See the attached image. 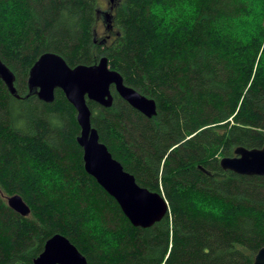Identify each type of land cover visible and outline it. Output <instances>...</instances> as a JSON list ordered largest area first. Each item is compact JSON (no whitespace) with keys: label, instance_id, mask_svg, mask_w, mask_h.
Segmentation results:
<instances>
[{"label":"trees","instance_id":"obj_1","mask_svg":"<svg viewBox=\"0 0 264 264\" xmlns=\"http://www.w3.org/2000/svg\"><path fill=\"white\" fill-rule=\"evenodd\" d=\"M100 2L0 0V59L16 89L0 79V264H33L56 233L87 264H253L264 246V176L219 161L264 145V9L252 0H115L99 38ZM44 52L71 67L106 56L155 100L151 117L113 86L109 107L87 103L113 157L166 199L160 221L132 225L85 171L76 110L59 88L52 102L29 93ZM12 194L28 215L8 206Z\"/></svg>","mask_w":264,"mask_h":264},{"label":"water","instance_id":"obj_2","mask_svg":"<svg viewBox=\"0 0 264 264\" xmlns=\"http://www.w3.org/2000/svg\"><path fill=\"white\" fill-rule=\"evenodd\" d=\"M106 0V10L97 9L103 15V24L110 22L112 4ZM106 29L109 24L105 25ZM0 79L15 94L14 75L0 59ZM29 93L35 92L39 99L52 102L54 91L59 88L76 110L80 127L76 137L82 148L85 171L111 195L132 225L150 227L160 221L169 211L164 196L139 185L135 177L113 157L105 143L100 141L97 129L91 125V112L87 101L92 100L104 107L112 104L111 86L129 105L147 117L156 114V102L123 82L121 74L111 69L106 56H101L94 66L83 64L69 66L54 52L42 53L31 66L28 75ZM224 170L242 175L264 176V145L260 148L237 146L233 156L219 161ZM8 206L22 216L30 213V207L19 194L6 197ZM33 264H87L85 256L67 237L56 233L49 237ZM253 264H264V246L255 254Z\"/></svg>","mask_w":264,"mask_h":264},{"label":"rangeland","instance_id":"obj_3","mask_svg":"<svg viewBox=\"0 0 264 264\" xmlns=\"http://www.w3.org/2000/svg\"><path fill=\"white\" fill-rule=\"evenodd\" d=\"M99 8L101 10H106L108 8V5H107V3H106L105 0H101L100 5H99ZM101 19L102 18L100 17L99 20H98V22H97V25H96L97 36L99 38H101L102 36H104L106 34V32H107V30L105 31V29H106L105 25L106 24L104 25L103 22L101 21Z\"/></svg>","mask_w":264,"mask_h":264},{"label":"snow or ice","instance_id":"obj_4","mask_svg":"<svg viewBox=\"0 0 264 264\" xmlns=\"http://www.w3.org/2000/svg\"><path fill=\"white\" fill-rule=\"evenodd\" d=\"M254 3H260L262 6V9H264V0H252ZM262 19H264V11H262Z\"/></svg>","mask_w":264,"mask_h":264},{"label":"flooded vegetation","instance_id":"obj_5","mask_svg":"<svg viewBox=\"0 0 264 264\" xmlns=\"http://www.w3.org/2000/svg\"><path fill=\"white\" fill-rule=\"evenodd\" d=\"M102 16H103V15H101V13H99V14H98V18H100V17H101V18L103 19V17H102ZM102 19H101V21L103 22V20H102Z\"/></svg>","mask_w":264,"mask_h":264}]
</instances>
